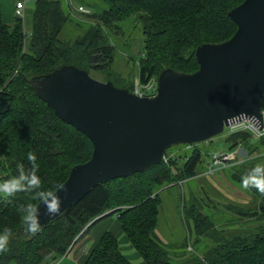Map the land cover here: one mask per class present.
<instances>
[{"label":"trees","instance_id":"1","mask_svg":"<svg viewBox=\"0 0 264 264\" xmlns=\"http://www.w3.org/2000/svg\"><path fill=\"white\" fill-rule=\"evenodd\" d=\"M78 1V5L94 10L89 8V19L85 20L88 25L77 29L74 22H79L69 0H35L30 37L23 17L16 15L12 23L4 20L0 3V264H52L99 220L111 214L117 215L125 235L147 264H264V222L260 218L264 217V158L252 156L242 166L231 168L232 179L242 185L260 181L256 190L262 204L255 211V220L262 224L255 226L251 234L217 231L209 216L200 211L199 203L192 202L184 211L194 220L199 249L193 245L194 252L190 254L186 249L188 239L171 244L158 236L160 191L166 184L198 174L203 162L198 148L190 154L168 153L167 159L145 172L95 187L61 218L29 238L16 234L31 209L67 180L73 165L87 162L94 151L91 140L61 120L38 96L29 79L64 65L109 71L116 52L112 36L130 29L143 31L146 46L139 82L159 77L167 68L194 72L199 68L196 50L200 45L222 42L235 34L237 25L229 12L243 2ZM68 25L78 31L75 40L61 38ZM112 81L120 87L133 88L118 79ZM247 136L253 138L247 131L228 134L226 143L235 149ZM257 141L260 142L254 143L253 152L264 151V138ZM6 183L12 184L9 192L3 189ZM203 238L209 242L200 251ZM84 264L133 263L122 252L117 236L108 231Z\"/></svg>","mask_w":264,"mask_h":264},{"label":"water","instance_id":"2","mask_svg":"<svg viewBox=\"0 0 264 264\" xmlns=\"http://www.w3.org/2000/svg\"><path fill=\"white\" fill-rule=\"evenodd\" d=\"M229 15L235 34L200 45L196 71L165 69L153 95L139 96L75 65L29 79L61 120L91 140L94 151L31 209L16 234L29 238L49 227L95 187L147 171L171 147L214 139L245 120L264 127V0H243Z\"/></svg>","mask_w":264,"mask_h":264},{"label":"rangeland","instance_id":"3","mask_svg":"<svg viewBox=\"0 0 264 264\" xmlns=\"http://www.w3.org/2000/svg\"><path fill=\"white\" fill-rule=\"evenodd\" d=\"M75 1L79 3L78 0H70L72 3L70 4L73 7V16L79 22H74L78 29L80 26L88 25L85 20L88 21L87 19L89 18L77 10L78 4ZM2 2H4V8L7 10V18H9L13 15V11H15L17 0H2ZM2 2L0 0V3ZM35 8V0H26L23 20L24 29L28 37H30L33 31V14ZM89 8L94 10L91 7ZM77 29L74 25H68L62 31L61 38L68 41L75 40L78 36ZM142 32L141 29H130L123 34L112 36L111 42L115 46L116 52L115 61L109 71H99L89 69L86 66L84 67L89 69L88 72L92 77L100 81H110V78L112 80L118 79L122 84L128 87L133 85L134 87L136 83H139V66L146 55V46ZM28 44L29 42L27 41L26 45ZM158 79L159 77H154V80L158 81ZM227 135V133H223L212 141H204L196 145L182 144L174 146L168 152L170 155L178 156L180 154H190L194 148H198L202 150L203 154V162L199 167L198 174L189 179L187 184L180 185L176 181L171 182L166 184L160 191L161 207L158 230L170 240L165 241L157 234L165 243L171 244H180L188 239L186 249L190 254L194 252V248L193 250L190 249V244L192 247L194 245L198 249L201 245V243L200 245L195 243L198 237L196 229H194L195 223L187 214L188 206L192 202L199 203L200 211L202 214L209 216L217 231L225 229L224 232L228 235L235 233L251 234L255 231V226L262 224L261 220H255V211L262 204V197L256 190L260 185V181H252V186L242 185L232 179L234 173L231 168L235 167L234 165L242 166L241 163H245L252 156H255V158H264V151L259 149L253 152L252 146L255 145L254 143H259L260 141H257L254 137L247 136L239 144V149L236 153V162L233 165L215 166L211 160L214 152L234 150L229 148V143H226ZM179 162V164H182L181 159ZM211 165L215 168L214 172H208L207 170ZM8 185L12 187V184L6 183L3 189ZM184 208L187 211H184ZM240 212H244V214L242 215ZM112 218L117 219V215H113ZM260 218H263L264 222V217L260 216ZM207 242H209L208 239H202V249L200 251L205 250L206 246L204 247V244Z\"/></svg>","mask_w":264,"mask_h":264},{"label":"crops","instance_id":"4","mask_svg":"<svg viewBox=\"0 0 264 264\" xmlns=\"http://www.w3.org/2000/svg\"><path fill=\"white\" fill-rule=\"evenodd\" d=\"M4 2L1 3L3 7V18L5 21L12 23L16 18L15 11H13L12 16L7 18V10L4 8ZM113 215L114 214L108 215L99 220V222L91 227L88 233L77 240L66 255L54 260L52 264H84L103 234L108 231L117 236L121 250L127 259H129L133 264H147L140 253L135 249L129 238L125 235L119 220L112 218ZM157 233L163 240H170L167 236H164L160 230H158V226Z\"/></svg>","mask_w":264,"mask_h":264},{"label":"built area","instance_id":"5","mask_svg":"<svg viewBox=\"0 0 264 264\" xmlns=\"http://www.w3.org/2000/svg\"><path fill=\"white\" fill-rule=\"evenodd\" d=\"M70 1V0H69ZM72 4V3H71ZM26 7V0H18L16 2L15 6V14L17 16L23 17ZM77 10L81 12L83 15H87L91 12V10L87 7L78 5ZM158 86V81L154 80V78H151L146 83H136L134 87L131 89L134 93H136L139 96H146V95H153L156 93ZM225 133L232 134L238 131H247L249 132L254 138L261 139L264 138V127L260 128L257 126L254 122L251 120H245L236 124H232L225 129ZM239 149V146L235 148L234 150H227V151H221V152H214L211 156L212 164L215 166H226V165H233L234 162H236L237 157V151ZM167 159V157H165ZM211 165L208 167V172H214L215 168ZM207 172V173H208ZM188 180L184 179L179 181L178 183L180 185L187 184ZM5 191L9 192L11 190V187L8 185L4 188ZM190 249L193 250L192 245L190 244Z\"/></svg>","mask_w":264,"mask_h":264}]
</instances>
